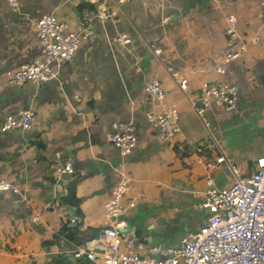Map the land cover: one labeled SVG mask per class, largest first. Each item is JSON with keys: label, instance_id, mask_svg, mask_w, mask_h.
<instances>
[{"label": "crops", "instance_id": "crops-1", "mask_svg": "<svg viewBox=\"0 0 264 264\" xmlns=\"http://www.w3.org/2000/svg\"><path fill=\"white\" fill-rule=\"evenodd\" d=\"M258 1L16 0L12 6L0 0V120L21 108L34 116L27 131H0V178L17 187L0 192V264H101L74 250L112 223L104 204L122 172L130 177L124 199L135 205L113 223L131 222L145 247L176 246L204 224L199 205L207 172L198 160L223 155L248 176L264 156V28L260 42L228 62L224 73L212 70L228 49L225 16L235 15L239 33L250 36L260 25ZM97 5L116 10L115 20L84 22L82 8ZM46 13L77 33L88 27L93 39L52 65L54 79L15 86L6 71L42 57L33 24ZM121 34L129 41H118ZM151 77L179 111L180 133L172 142H161L145 118L151 103L143 90ZM182 78L186 89L179 88ZM203 81L234 83L235 108L212 105L197 115ZM119 121L131 122L137 137L126 156L105 138ZM58 152L71 161L72 174H55ZM212 174L218 186L232 181L222 166ZM73 181L75 195L68 199Z\"/></svg>", "mask_w": 264, "mask_h": 264}, {"label": "built area", "instance_id": "built-area-1", "mask_svg": "<svg viewBox=\"0 0 264 264\" xmlns=\"http://www.w3.org/2000/svg\"><path fill=\"white\" fill-rule=\"evenodd\" d=\"M16 6V0H5ZM87 5H96L99 0H84ZM260 25L252 35H241L238 31L237 17L225 16V33L227 51L215 61L212 70L224 73L226 64L239 58L251 44L260 42V29L264 28V0L258 1ZM84 22L94 18L115 20L116 10L97 5V10L84 7L81 10ZM33 31L43 55L7 70V79L15 86L26 82L40 83L55 78L53 64L61 65L77 51L82 41L90 42L93 32L88 27L79 33L71 30L68 24L59 20L54 14L46 13L33 24ZM128 42L125 34L116 38ZM160 49H155L160 53ZM187 80L182 78L179 88L186 89ZM200 104L194 111L201 115L212 105L231 112L238 99L237 86L227 81L201 82ZM143 99L151 103L145 114L146 120L155 130L161 142H172L180 133L178 125L179 111L177 106L168 100V95L159 78L151 77L145 83ZM33 112L30 109H18L2 116L0 131L9 132L15 129L27 131L33 124ZM105 138L117 148L121 156L130 154L136 146L137 137L129 121L114 122L106 131ZM206 169L204 182L206 188L200 208L206 220L196 231L182 235L176 246L154 245L145 247L127 232H121L114 225V220L124 215L135 205L134 199H124L130 188V177L120 173L104 204L105 217L111 224L100 228L95 239L96 244H83L74 250V255L101 264H264V156L254 162L250 175H243L242 168L230 158L223 155L213 160H198ZM55 174L60 177L72 174L73 166L68 158L58 152L52 163ZM218 166L224 167L232 177L227 186H218L213 172ZM17 192V187L9 180L0 178V192ZM76 219L72 218L74 222ZM94 240V239H93Z\"/></svg>", "mask_w": 264, "mask_h": 264}, {"label": "water", "instance_id": "water-1", "mask_svg": "<svg viewBox=\"0 0 264 264\" xmlns=\"http://www.w3.org/2000/svg\"><path fill=\"white\" fill-rule=\"evenodd\" d=\"M117 228H118L119 231L130 233L131 235L135 236L136 238H139L140 237V230H139V228L134 227L131 224V222L118 223L117 224ZM97 236H98V234H97ZM97 236H96V238H97ZM95 239L92 240L89 244L90 245H95L96 244V240Z\"/></svg>", "mask_w": 264, "mask_h": 264}, {"label": "trees", "instance_id": "trees-1", "mask_svg": "<svg viewBox=\"0 0 264 264\" xmlns=\"http://www.w3.org/2000/svg\"><path fill=\"white\" fill-rule=\"evenodd\" d=\"M184 151V150H182ZM75 191H76V182L73 181V182H70L69 183V187H68V196L67 198H72L74 195H75Z\"/></svg>", "mask_w": 264, "mask_h": 264}]
</instances>
